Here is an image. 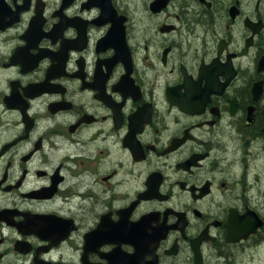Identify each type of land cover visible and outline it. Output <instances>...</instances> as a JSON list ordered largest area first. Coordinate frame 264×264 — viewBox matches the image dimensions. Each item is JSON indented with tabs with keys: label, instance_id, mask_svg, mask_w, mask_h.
Wrapping results in <instances>:
<instances>
[{
	"label": "flooded vegetation",
	"instance_id": "flooded-vegetation-1",
	"mask_svg": "<svg viewBox=\"0 0 264 264\" xmlns=\"http://www.w3.org/2000/svg\"><path fill=\"white\" fill-rule=\"evenodd\" d=\"M0 264H264V0H0Z\"/></svg>",
	"mask_w": 264,
	"mask_h": 264
}]
</instances>
